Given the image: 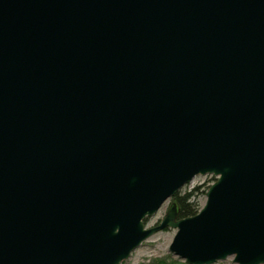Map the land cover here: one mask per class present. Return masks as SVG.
<instances>
[{
	"label": "water",
	"instance_id": "95a60500",
	"mask_svg": "<svg viewBox=\"0 0 264 264\" xmlns=\"http://www.w3.org/2000/svg\"><path fill=\"white\" fill-rule=\"evenodd\" d=\"M166 227L189 264H264V0H0V264H120Z\"/></svg>",
	"mask_w": 264,
	"mask_h": 264
},
{
	"label": "rangeland",
	"instance_id": "374dc122",
	"mask_svg": "<svg viewBox=\"0 0 264 264\" xmlns=\"http://www.w3.org/2000/svg\"><path fill=\"white\" fill-rule=\"evenodd\" d=\"M216 181V177L208 175H198L192 182L183 186L180 190L182 193L185 191H191L194 187L201 186L196 191L195 200L202 208L206 202V192L210 185ZM177 206L176 201L173 198L168 199L160 208V210L151 217H148L146 221L147 227H153L159 225L165 218L167 212L172 206ZM179 213H178V217ZM177 232V228L166 227L165 229L156 232L151 237L146 239L139 247L142 250L140 255H137L136 248L128 259L123 260L120 264H189L185 259L176 255L170 250V245ZM213 264H238L234 262V257L229 256L226 259L218 260Z\"/></svg>",
	"mask_w": 264,
	"mask_h": 264
},
{
	"label": "trees",
	"instance_id": "16d2710c",
	"mask_svg": "<svg viewBox=\"0 0 264 264\" xmlns=\"http://www.w3.org/2000/svg\"><path fill=\"white\" fill-rule=\"evenodd\" d=\"M200 187L201 186L194 187L191 191H185L184 193L179 190V192L173 197L177 203L180 217L195 215L199 212L201 208L199 203L195 200V195Z\"/></svg>",
	"mask_w": 264,
	"mask_h": 264
},
{
	"label": "bare ground",
	"instance_id": "6f19581e",
	"mask_svg": "<svg viewBox=\"0 0 264 264\" xmlns=\"http://www.w3.org/2000/svg\"><path fill=\"white\" fill-rule=\"evenodd\" d=\"M141 246H142V245H141ZM141 246H140V247H141ZM140 247L136 250V251H137V255H140V253H142V250H141Z\"/></svg>",
	"mask_w": 264,
	"mask_h": 264
}]
</instances>
